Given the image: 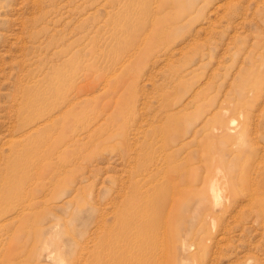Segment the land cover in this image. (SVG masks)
<instances>
[{
	"label": "rangeland",
	"instance_id": "1",
	"mask_svg": "<svg viewBox=\"0 0 264 264\" xmlns=\"http://www.w3.org/2000/svg\"><path fill=\"white\" fill-rule=\"evenodd\" d=\"M179 175L156 264H264V0H0V264H127Z\"/></svg>",
	"mask_w": 264,
	"mask_h": 264
},
{
	"label": "bare ground",
	"instance_id": "2",
	"mask_svg": "<svg viewBox=\"0 0 264 264\" xmlns=\"http://www.w3.org/2000/svg\"><path fill=\"white\" fill-rule=\"evenodd\" d=\"M37 116L39 117V115H37ZM27 119H28V117H27ZM28 120H30V119H28ZM35 121L36 120H34V122ZM28 122L33 123L32 120H30ZM230 124H231V122H230ZM229 129L231 130V128H229ZM29 137H33V136L31 135ZM40 138H43V137H40ZM46 138L47 139L48 138L51 139V136H47ZM33 139H36V138L34 137ZM37 139H39V138H37ZM41 140H43V139H41ZM41 140L39 142H41ZM42 142H41V145H42ZM48 143H46V144H48ZM36 144H39V143L36 142ZM175 178H176L175 176H171L169 179H167V182L168 183L166 185H159L158 184L159 187H157V186H152L151 187L152 190H153V192L155 190L157 192H159V206L158 207H155L156 211H153V212H156L155 215H153V216H151V215L149 216V214L145 215V218H146L145 221L147 222V224H146V232H147V235L145 237L143 236V238H141L142 239V242L140 243V242L136 241V242H133L132 243L133 245H130L129 244V247H131L130 250H131V253H132V255L129 258L131 264H156L157 260L155 258H156V256H158V249H157L158 235H157L156 230L160 228V221L165 218V215H162V214L163 213L171 212V210L173 208H175V206H176L175 203L177 201V197L180 196V195H183L184 192H185V189L182 190V189H179L178 187H179V185H183L184 182H182V180H187V178L184 179L182 175H179L178 176V180L176 182H175ZM214 178H216V177H214ZM226 184H227V182H226ZM212 185L214 186V184H212ZM211 191H213V194L215 196L218 195V194H216V191H214V189H212ZM148 196L152 197L151 195H148ZM166 228L167 227H165V229ZM137 232H138V230H137ZM165 235H166V233H165ZM166 244L167 243H165V245ZM158 247L161 248L160 245H158ZM125 259L127 260V264H130L129 260L127 258H125Z\"/></svg>",
	"mask_w": 264,
	"mask_h": 264
}]
</instances>
